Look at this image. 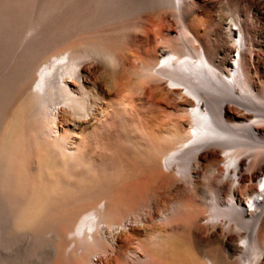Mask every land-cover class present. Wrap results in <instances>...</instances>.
<instances>
[{
    "label": "bare ground",
    "instance_id": "bare-ground-1",
    "mask_svg": "<svg viewBox=\"0 0 264 264\" xmlns=\"http://www.w3.org/2000/svg\"><path fill=\"white\" fill-rule=\"evenodd\" d=\"M60 2L61 43L0 108V195L31 257L264 264V0Z\"/></svg>",
    "mask_w": 264,
    "mask_h": 264
},
{
    "label": "rangeland",
    "instance_id": "rangeland-1",
    "mask_svg": "<svg viewBox=\"0 0 264 264\" xmlns=\"http://www.w3.org/2000/svg\"><path fill=\"white\" fill-rule=\"evenodd\" d=\"M61 2L60 0H0V108H2V111H5V114L2 111H0V113H3L5 116L7 114L6 110L8 109H4V107L7 108L6 105H10L12 107L11 98L13 99V97L15 96V92H17L14 90H19V88L23 85V82L25 81L24 85L26 86L27 84L30 88L29 89L26 86L27 91H33V80H35L36 76L38 75L39 69L42 67V65L47 63V61H49V55L51 54V52L55 51L56 47L61 43V37H63V35L65 34L63 31H61L63 26L62 19L64 15V8H62L63 2ZM70 4L72 6V2H70ZM78 29L81 30L80 28H76L73 29V32L70 31L68 34L76 35V33L79 31ZM37 41H40L41 46L44 44L41 48V51L37 47V45L36 47L34 46L35 42ZM29 50H36L34 55L36 57H34L31 63L27 64V66L15 67L13 63H10L14 61L15 57L16 59L20 57L22 58V56L27 53V51L29 52ZM9 65L10 71L8 73H5L4 76L1 75V71H4V68ZM20 70H23V72L25 73H22ZM22 74L24 75L22 76ZM25 75L26 78L29 80L25 78ZM134 75L135 74L133 72L129 74V76ZM19 76H22L23 80H25L23 81L22 78ZM18 77L21 79H19ZM20 80L22 82H20ZM10 106H8L9 109ZM4 115L0 117L2 118L0 120V123L4 121ZM2 197L3 196L0 195V202H2V204L0 203V264H18V261L20 260V264H25L26 262H28V260L29 264H46L49 260L48 258L50 257L48 256L49 248H42L43 251L42 253H40V256L42 255L40 258L41 260L39 259V257H31V253L28 252L30 251L31 246V232L23 230V232L19 231L20 233H18L17 230L15 231L13 230V228H11L13 223L11 221L10 224L11 217L9 213V204L8 202H6L4 197ZM6 209L8 210L6 211ZM28 232L29 235L27 236ZM14 237H16V241L19 237V242L14 241ZM2 238H5V241ZM11 239L12 241H9ZM14 242H16V244ZM10 259H14L13 261L15 263H13V261L11 262ZM31 259L33 261H31ZM6 260L9 263H6Z\"/></svg>",
    "mask_w": 264,
    "mask_h": 264
},
{
    "label": "snow or ice",
    "instance_id": "snow-or-ice-1",
    "mask_svg": "<svg viewBox=\"0 0 264 264\" xmlns=\"http://www.w3.org/2000/svg\"><path fill=\"white\" fill-rule=\"evenodd\" d=\"M229 166H231V165H229Z\"/></svg>",
    "mask_w": 264,
    "mask_h": 264
}]
</instances>
